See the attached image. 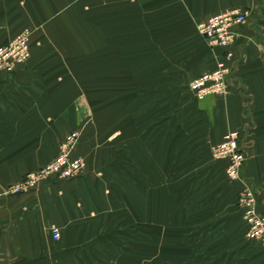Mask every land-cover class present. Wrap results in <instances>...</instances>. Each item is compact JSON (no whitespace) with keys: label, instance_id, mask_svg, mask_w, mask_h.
<instances>
[{"label":"crops","instance_id":"obj_1","mask_svg":"<svg viewBox=\"0 0 264 264\" xmlns=\"http://www.w3.org/2000/svg\"><path fill=\"white\" fill-rule=\"evenodd\" d=\"M226 9L249 13L246 23L232 28L228 90L196 99L190 81L224 54L208 46L196 25ZM23 32L30 57L10 78L0 75V189L51 161L74 131L80 133L75 153L85 167L69 181L48 179L28 193L0 197V264H130L126 259L135 248L125 239L144 250L145 232L125 237L126 185L142 207L146 199L134 186L154 187L147 199L153 201V218L179 215L177 205L172 208L181 193L176 186L186 187L191 209L202 201L218 216L232 212V229L221 233L233 234V264L258 262L255 244L237 239L243 228L235 205L239 184L226 179V161L214 159L211 147L228 131H238L246 153L242 175L264 213V0H0V43ZM115 42H125V105L168 107L153 115L152 132L136 135L144 138L139 145L159 150L152 162L125 163L115 152L124 141L91 129L93 117L82 108L83 89L97 83L83 87L81 63L112 57ZM125 167L153 170V177L139 173L134 183L126 180ZM178 170L191 172L182 178ZM230 196L234 205L227 209ZM166 202L169 210L162 207ZM216 221L219 231L206 223L193 233L203 246L225 225L223 218ZM216 240L213 246L224 248L222 238ZM153 250L162 255L161 236ZM144 257L137 264H146Z\"/></svg>","mask_w":264,"mask_h":264},{"label":"rangeland","instance_id":"obj_2","mask_svg":"<svg viewBox=\"0 0 264 264\" xmlns=\"http://www.w3.org/2000/svg\"><path fill=\"white\" fill-rule=\"evenodd\" d=\"M6 43H0V45ZM114 45V55L112 57L83 60L81 63V81L83 87L88 85L94 87L95 83H97V86L94 88L83 89L82 108L84 111L86 109L85 112L93 117L94 124L91 129L108 131L109 133H112V138L116 137V139L124 141V144H121L123 147L115 152L116 154H122L121 156L125 159V163L152 162L154 161V157H157L159 150L154 149L150 144L148 148L147 146H145V148L144 146L139 145L137 142L141 140V144H143L142 142L144 141V138L139 139L136 135L138 131L143 132V130L146 132H152L154 125L157 124L153 121V115L156 113L164 114V112L168 110V107L156 108L153 105L139 107L134 103L128 106L127 102L125 105V42H115ZM121 46H123V50L119 51ZM29 55L30 46L28 47L27 59L30 57ZM27 59L20 64L26 62ZM10 72H0V75L3 76L0 77L2 79H8L10 78L9 76L13 74ZM100 86L103 87L98 89L97 87ZM88 101L90 103L86 105ZM164 157H166L165 160H167L169 154H165ZM189 172L191 171L178 170V174L182 178ZM139 173L142 175L143 173H146L147 177L151 178L153 177L154 171H134L125 167L126 180L127 178L129 180L131 179L135 183L139 177ZM242 178H244L243 175ZM226 179L230 182H236L239 184L238 191L236 192L235 205L240 211L243 228L241 232L238 233L237 239H240L241 243L247 242L255 244L258 251V262L256 264H264V242L260 239L256 240L248 236L250 227L247 226L243 217V211L237 204V198L241 192L242 183L238 180H230L227 177ZM129 183L131 182L129 181ZM202 187L203 186L200 185V188L198 189H201ZM134 188L136 190L137 188L141 189V195L146 201L143 202L142 207V202L138 201V196L136 193L133 194L132 192L133 188L128 185L125 186V237L127 236L126 233H128L130 235L132 234L131 236L135 238L138 236L137 231H139L140 234L144 231L145 238L142 239L144 240L142 242L144 245H141L144 246V250L137 249L138 243L125 239L127 244L135 248L134 253H130L131 256L126 259V262L137 264V261L139 260L138 258H143L145 254L144 258L146 259V264H218L217 257L223 256V253L225 252V257L223 259L220 258V264H233L231 255L233 248V234L230 233V236H226L224 231L221 233L222 230H225L227 233L230 231L229 229H232L234 220L232 212L225 216L222 214L218 216L216 208L204 205L202 204V201L197 202L196 200L193 209H191V203L187 202V199H185L187 193L186 187L176 186L174 188H177L178 190L181 189V193L177 196L178 201L173 203L172 208H174V204H176L180 211L179 215L175 217L163 216L162 218H153V201H147V199L150 197V191L151 194L153 193L152 190L154 187L149 185L147 187L134 186ZM232 197L233 196L228 197L225 201V204L228 205L226 206L227 209L230 205H234ZM256 203L258 205V201ZM163 205H165V207ZM169 205V202L162 203V207H164V209L167 208V210L170 208ZM257 212L264 215V213L258 209V206ZM218 217L223 218V221L225 220V222H223L225 225L222 224V226H220V232L212 233L209 240L205 241V245L203 246L200 238L195 237V234L193 233L199 231L206 223H211L209 228L217 230L219 228V226H217L218 222L216 221ZM158 230L161 231V235ZM204 230H206V228ZM160 236L162 237V255L154 254L155 250H153L154 241L156 240L157 242V238ZM221 238L222 242L225 243L224 248L222 246L219 247V245L218 247L213 246V243L215 242L214 240L218 239L220 241ZM209 245L215 247V250H211L209 247L207 248ZM244 256L242 257L244 258ZM160 257L162 258V261L160 260ZM141 262L142 259L139 260V263Z\"/></svg>","mask_w":264,"mask_h":264},{"label":"built area","instance_id":"obj_3","mask_svg":"<svg viewBox=\"0 0 264 264\" xmlns=\"http://www.w3.org/2000/svg\"><path fill=\"white\" fill-rule=\"evenodd\" d=\"M249 13L241 9H226L214 14L204 21L197 23L196 30L210 48L221 47L224 54L219 58L215 67L196 77L189 83V89L196 99L208 95H223L228 90L227 75L228 60L232 57L230 47L234 42L235 25L244 24ZM28 34L23 32L6 44L0 45V72H10L28 57ZM261 59L264 62V38L261 42ZM79 132H71L59 145L58 153L51 161L36 170L26 173L20 180L0 189V197L28 193L48 179L69 181L74 179L85 167L84 158L76 155L75 150L79 140ZM211 154L214 158L225 160V175L230 180L242 183L237 204L243 211V217L250 231L248 236L264 242V215L257 212V194L249 182L242 178V166L246 153L239 145L238 131H228L222 140L213 145ZM52 238L57 241L60 237L57 227L51 229Z\"/></svg>","mask_w":264,"mask_h":264}]
</instances>
